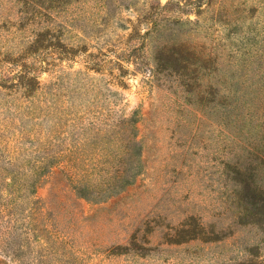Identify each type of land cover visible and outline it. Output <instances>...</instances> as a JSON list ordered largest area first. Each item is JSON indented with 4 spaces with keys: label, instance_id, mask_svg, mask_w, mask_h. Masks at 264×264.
<instances>
[{
    "label": "rangeland",
    "instance_id": "374dc122",
    "mask_svg": "<svg viewBox=\"0 0 264 264\" xmlns=\"http://www.w3.org/2000/svg\"><path fill=\"white\" fill-rule=\"evenodd\" d=\"M0 264H264V0H0Z\"/></svg>",
    "mask_w": 264,
    "mask_h": 264
},
{
    "label": "trees",
    "instance_id": "16d2710c",
    "mask_svg": "<svg viewBox=\"0 0 264 264\" xmlns=\"http://www.w3.org/2000/svg\"><path fill=\"white\" fill-rule=\"evenodd\" d=\"M162 11H163V9L161 8V9H160V13H161Z\"/></svg>",
    "mask_w": 264,
    "mask_h": 264
}]
</instances>
